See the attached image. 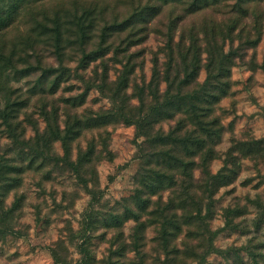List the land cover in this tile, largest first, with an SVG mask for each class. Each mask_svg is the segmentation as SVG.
Wrapping results in <instances>:
<instances>
[{
	"label": "rangeland",
	"instance_id": "374dc122",
	"mask_svg": "<svg viewBox=\"0 0 264 264\" xmlns=\"http://www.w3.org/2000/svg\"><path fill=\"white\" fill-rule=\"evenodd\" d=\"M233 3L234 0H220L218 6L183 16L179 5L160 6L150 0H49L36 7L34 12L51 17L55 11L67 14L92 9L99 14L106 7L103 19H97V33L104 23L107 24L106 21L121 22L141 8L157 7L156 14L146 12L145 21L137 24V28L142 29L137 37L145 36L144 41L129 50L139 52L135 59L136 69L125 90L129 103L135 108L140 105L137 97L142 93L144 103L149 102L146 89L154 60H158L161 72L166 61L163 48L168 34L173 36L174 44H181L183 50L189 46L191 39H197L195 45L202 67L196 81L202 83L206 75L203 68L206 57L203 27L219 22V28L224 30L225 21L237 17L236 29L225 40V50L232 49L238 54L230 71L229 94L213 108L212 115L218 118L222 128L215 139L218 157L209 164V171L215 174L222 168L225 153L231 146L248 142L249 139L264 140V0L251 3L253 11L247 17L234 11L232 16L226 14ZM24 17L8 32V36L6 33L2 37L4 42L29 28L26 24L30 15L25 14ZM171 23L174 29L170 33L168 29ZM256 32L261 35L253 48L239 47L240 37L244 41L248 35L253 38ZM119 39H116V44ZM36 50L41 58H45L43 68L48 65L59 67L55 57L50 56V48L41 46ZM109 56L111 54L107 58ZM81 59L82 52L77 46L64 51L62 61L64 66L70 68V76L60 83L56 91L52 89L53 78H40V70L10 78V86L21 96V100H26L14 121L19 124L18 133L23 131L26 140L34 139L45 130L46 113L53 119L55 116L62 130L67 121L77 119L81 124L75 131V137L68 143L69 163H75L78 154L90 146L95 154L92 163L82 166L76 173L67 163L59 161L63 157L59 141L52 143L48 158L35 156L32 159L23 155L20 146L9 139L4 127L0 126V156H4L12 166L18 164L23 169L19 175L20 184L7 192L5 197V209L11 207L15 199H18V207L6 218V224L13 234L0 240V264H55L48 248L58 241L64 242L71 264L80 263L79 250L82 247L90 252L91 264H105L109 256L118 264H264V162L241 158L236 154L234 161L237 171L233 181L211 197L213 203L208 210L205 205L201 208L199 217L206 219L205 227H198L194 222L187 223V216L196 214L194 203L200 200L202 204L207 202V195L201 196L199 189L196 192L199 199L190 201L179 194L181 185L176 189L165 187L149 199L146 210H140L132 197L139 188L141 160L136 153L143 137L137 136L135 125H127L120 119L101 123L93 121L97 114L112 109L113 105L107 91L99 92L95 87H90L84 93L87 85L98 82L99 78L96 79L93 71L100 72V62L81 67ZM31 63L35 64L36 61L31 60ZM108 65L111 66L108 79L114 81L115 70H119L120 66L109 61ZM164 87L162 82L159 90L162 91ZM82 94L83 98H80ZM175 122V119L164 121L155 125L153 130L160 129L167 133L175 128ZM194 180L195 184H202L198 170L194 171ZM83 181L87 182L86 185ZM91 194L95 197L92 198ZM148 194L145 191L143 196ZM179 195L186 198L187 205L185 210L178 208L175 211L179 216L178 228L173 230L170 237L167 255L157 244L159 227L152 222L148 213L157 207L162 208L170 198L180 199ZM177 201L175 204H178ZM190 206L192 208H188ZM129 208L148 224L141 241L131 238L135 225L132 219L118 228L110 227L103 220L110 214L120 215ZM226 208L233 213V226L230 227L223 217ZM89 215L94 216L92 227L85 230ZM68 227L71 228L70 233L67 232ZM208 238L212 239L210 247L213 251L206 254L210 249ZM113 252L115 254L111 255ZM194 253L196 258L192 257Z\"/></svg>",
	"mask_w": 264,
	"mask_h": 264
},
{
	"label": "trees",
	"instance_id": "16d2710c",
	"mask_svg": "<svg viewBox=\"0 0 264 264\" xmlns=\"http://www.w3.org/2000/svg\"><path fill=\"white\" fill-rule=\"evenodd\" d=\"M47 1L49 0H0V126L4 127L6 135L8 134L7 137L20 146L23 155L32 159L35 156L42 159L48 158L52 143L56 140L59 141L63 149V157L59 161L67 163L76 173H79L82 166L92 163L95 154L92 146L85 152L79 153L75 163H69L68 160V143L75 137V131L81 124L79 120L67 121L62 130L55 116L53 119L46 113L45 130L41 134H37L34 139L28 140L24 138L23 131L18 133L19 124L14 122L26 100H21V96H18L16 90L10 86V78H14L16 74L29 75L40 70V78H53L52 89L56 91L60 83L70 76V68L64 66L62 61L64 51L68 47L77 46L82 52L81 67H87L96 61L100 62V72L93 71L96 79L99 78L98 82L87 85L84 93L86 94L90 87H95L99 92L107 91L108 99L113 105L112 109L104 111L101 115L97 114L93 121L101 123L120 119L127 125H135L137 136L143 137V142L137 146L136 153L137 158L141 160V169L138 174L139 188L135 190L132 197L134 203L144 211L153 195L165 187L176 189L179 185L182 186L179 194L185 195L192 201L199 199L196 196L197 189H199L201 196L207 195V202L202 204L200 200L194 203L196 214L195 216L188 215L187 223L194 222L198 227L201 225L205 227L206 219L199 217L201 208L205 205L204 207L208 210L213 203L211 197L221 187H225L233 181L237 171L234 161L237 157L236 154L241 155V158L249 157L264 162V140L249 139L248 142L237 143L228 149L223 159V166L219 171L215 174L209 171V164L218 157L215 151V139L219 137L222 130L218 118L212 117L213 108L229 94L230 71L234 66L235 58L238 57L235 50H225V40L229 39L236 29L238 18L227 19L224 30L219 28L221 26L219 22L203 27L205 28L202 33L206 54L203 68L206 75L202 83L196 81L198 71L202 67L198 57L199 50L195 45L197 39L194 41L191 39L189 46L183 50L181 44H174L173 36L168 34L163 48L166 61L163 63L161 72L158 60H154L151 79L146 89L149 102L148 104L144 103L145 96L142 93L137 97L140 105L135 108L129 103V97L125 90L136 69L135 59L139 56V52L132 53L129 50L144 41L145 36L137 37L138 33L142 32L141 28H137V24L145 21L146 12L156 14L158 8L154 5L148 9L141 8L137 13L121 22L106 21L107 24L104 23L100 27L101 29L95 33L97 19H103L102 15L106 7L99 11V14L92 9H83L79 12L80 14L71 11L67 13L68 15L55 11L51 17H48L47 14L34 12L36 7ZM150 1L158 3L160 6L179 5L184 12L183 16L192 15L207 7L218 6L220 3V0ZM253 2H257V0H234L231 9L226 14L232 16L234 11L242 17H247L253 11L251 8ZM160 6L159 8H161ZM24 13L30 15L26 24L29 28L22 30L16 38L7 39V43L4 42L2 37L6 33L8 36V32L19 24V19L24 17ZM172 25L171 23L168 29L170 33L174 29ZM260 35V32H256L252 35L253 38L248 35L244 41H241L240 37L239 47L253 48L258 43ZM117 38H120L118 44L115 42ZM41 46L51 49L50 56L55 57L59 67L54 68L48 65L47 68H43L45 58H41L40 52L36 50ZM109 54L111 56L107 58ZM31 60L36 63L32 64ZM108 61L120 66L119 70H115L114 81L108 79L111 68ZM162 82L165 87L160 91L159 86ZM79 97L83 98V94ZM173 119L176 121L173 130L167 133L160 129L153 130L155 125ZM195 170L200 173L199 182H202L201 185L195 184ZM22 172L21 165L12 166L4 156H0V240L13 234L6 224V218L17 209L18 199H15L11 207L7 209H5L4 202L7 192L14 190L15 186L20 184L19 175ZM179 181L180 183H178ZM86 183L83 181L84 185ZM145 191H148L149 194L144 197ZM91 197L95 196L91 194ZM179 197L180 199H177L178 197L170 198L162 208L157 207L148 213L152 222L159 227L157 244L162 250H165L167 255L169 254L167 248L170 237L173 235V230L178 228L179 216L175 214V211L178 208L183 211L187 205L186 198L183 199L180 195ZM175 201L178 204H175ZM188 208H192V206ZM140 210L139 212H141ZM231 211L230 208L223 210L225 224L229 227L233 226ZM88 218L89 222L86 224L85 230L91 229L94 216L92 218V215H89ZM129 219L135 222L131 238L141 241L148 224L146 220L141 221L140 216L133 209H125L120 215L110 214L103 220L110 227L118 228ZM66 229L68 233L71 232V228ZM211 240L208 238L209 247ZM48 251L55 264H71L63 241L56 242L48 248ZM211 251H213L212 247L206 251V254ZM79 253L81 260L77 264L92 263L90 252L85 247H82ZM114 254V252L111 253V255ZM192 257L196 258V254L194 253ZM105 264H118V262L112 261V257L109 256Z\"/></svg>",
	"mask_w": 264,
	"mask_h": 264
}]
</instances>
